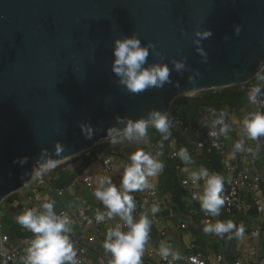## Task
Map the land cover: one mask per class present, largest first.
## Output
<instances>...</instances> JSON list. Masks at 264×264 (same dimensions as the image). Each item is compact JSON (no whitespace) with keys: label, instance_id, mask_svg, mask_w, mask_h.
Segmentation results:
<instances>
[{"label":"water","instance_id":"95a60500","mask_svg":"<svg viewBox=\"0 0 264 264\" xmlns=\"http://www.w3.org/2000/svg\"><path fill=\"white\" fill-rule=\"evenodd\" d=\"M206 29L205 62L193 40ZM133 34L154 45L147 64H166L170 83L139 94L119 84L113 42ZM173 60L185 67L176 71ZM262 64L264 0H0V206L31 184L41 149L56 167L107 141L109 127H123L117 116L168 115L179 98L257 86ZM24 156L26 164L13 162Z\"/></svg>","mask_w":264,"mask_h":264},{"label":"clouds","instance_id":"9594fccd","mask_svg":"<svg viewBox=\"0 0 264 264\" xmlns=\"http://www.w3.org/2000/svg\"><path fill=\"white\" fill-rule=\"evenodd\" d=\"M233 27L238 35L240 26L234 25ZM194 36L193 43L197 46L196 51L206 62L207 54L200 45L202 40L212 36V31L210 29L195 30ZM151 48H154L151 42L142 44L140 38L135 34L122 39L117 38L113 42L114 60L111 70L118 78L119 84L130 93L139 94L150 88L159 89L171 82L169 79L170 70L166 64H147ZM173 66L179 72L185 67V63L183 60H173ZM262 72H264V64L260 66V70L256 74L257 80H264ZM189 79L190 82H194L191 77ZM248 100L252 105L264 108L261 87H253L248 93ZM225 116L226 113L221 112L212 121L214 129L219 127L218 132L211 131L212 136L223 135L230 130L225 123ZM240 123L242 137L253 141L264 137V111L249 112L244 115ZM116 125H123V127L111 126L106 130L105 139L112 144L123 141L135 143L144 141L150 127L159 132L164 140H167L174 127L168 115L156 109L149 110L146 117L135 120L117 116ZM80 127L84 135L91 138L93 135L92 126L85 123ZM63 150L64 146L60 142H56L55 156H59ZM244 151L252 152V149H246L244 140L240 139L234 144L232 156ZM159 155L160 153H157V156ZM176 155L183 163H192V157L187 148H180ZM52 156L49 155L47 149H41L40 156L34 165L39 168L38 175L55 166ZM13 162L24 165L28 162V157H20ZM164 167V163L151 153L137 149L128 156V162L123 165L119 184L114 183L111 177L99 179L92 195L101 203L103 210H97L96 222L101 223L119 218V222L107 229L102 244L104 251L111 255L109 264H143L142 256L149 240L152 222L147 212L141 214L138 219L134 217L137 205L132 193L153 188L149 178L157 176ZM189 181L197 189L201 188L200 182L203 181L202 192L194 194L193 198L198 199L205 214L213 217L219 216L225 203L220 195L223 191L225 178L219 174L210 173L205 167H200L198 171H191L184 183L187 184ZM54 207L55 201H46L39 208L25 210L23 214L16 217V222L34 235L26 249L23 264H80L77 260V251L69 236L72 232L70 221L64 215H57ZM150 211L155 215L160 211L159 205L153 204ZM244 231L243 224L237 225L232 220L226 222L218 220L215 223H206L203 227L205 234H215L220 238H224L225 234H228V239H232L233 236L238 239L242 238ZM157 252L161 258L168 261V264H173V261L181 259L180 253L174 251L171 245L161 243ZM169 257L171 260H168Z\"/></svg>","mask_w":264,"mask_h":264},{"label":"crops","instance_id":"0c3cea01","mask_svg":"<svg viewBox=\"0 0 264 264\" xmlns=\"http://www.w3.org/2000/svg\"><path fill=\"white\" fill-rule=\"evenodd\" d=\"M262 74H264V72ZM258 86L261 87L262 96H264V80H259ZM253 111H256L255 106L252 105L249 102L248 97L245 96L243 104L240 108L228 111V114L225 118L227 120V125L229 126L230 130L226 134L219 136V143L223 150L222 158L234 165L237 172H248V176L258 175L261 178V183L257 190H248L243 192V197L248 205V209L242 214L237 215L234 219L235 224H243L245 226L243 237L238 239L233 236L232 239H228L227 234H225L224 238H220L217 236L218 238L223 240L225 244V259L228 262H233L237 260L242 262L243 264H255L259 260H261L264 255V137H260L259 139L255 140L261 144V148L256 158L252 159L251 156L245 152L236 153L234 157L232 156L235 141L243 139L244 144L254 142L253 140H248L246 137H242L240 123L244 115ZM195 142L196 139L193 138L191 135L182 134L180 131H177L169 136V138L167 139V143H163L166 153L173 150L178 152L180 148H187L190 156L192 157L191 164H185L179 159V157L177 158L180 160V165L176 167L180 182L183 180H187L191 171H198L200 167H204L202 160L203 152H200L196 149ZM150 143V136L148 135L146 140L141 141L139 143L123 141L121 143L112 144L109 141H105L95 146L92 152L96 154V159L91 164L95 166V174L97 173L98 167L100 165V162L98 160L99 153L105 150L108 155H112L113 159V174L111 178L114 183L119 184L120 173L123 170V165L128 162V156L137 149H147ZM163 163L165 165L166 161H163ZM80 164L81 160L75 162L68 161L44 172V176L47 179H50L52 175L57 173L59 170L66 171L75 175V180L73 184L66 190L62 189L64 191L62 197H58L56 195L55 190L57 189H50L49 191H46L45 188H38L32 182L29 186V189H24L21 192L14 194L20 197V200H11L12 203L9 204V206L15 210V213L17 211L24 212V203L26 204V210L32 209L34 208L33 202L35 200L40 203L52 201V199L49 197V194H52L53 197L58 201L61 198L68 196V201L70 200V202H76L73 203L75 204L74 207L67 208L65 205L60 204L58 201H55V203L58 202L56 205L58 210L55 211L66 210L67 212L72 213L77 208L82 206L89 208L91 211L98 210L101 203L92 195L94 190L89 191L84 185V177L88 174H91L89 172L91 171V165H89L85 169L80 170ZM163 171L157 176L153 177L151 181H149L151 184H153V188L157 189ZM200 183L202 186L203 181H201ZM34 191H37L38 197L35 196ZM141 194L142 192L132 193L135 203L140 200V198L142 197ZM252 210H254L255 212L249 214V212H251ZM145 212H147L148 214V211ZM179 219L182 223L186 224V229L183 231L179 230L177 222L163 220L160 222L159 225L151 224L149 235L151 236L152 241H155L158 246H160L161 243L171 245L172 249L174 251H178L179 253H187L191 246H193L195 250L199 251L200 249L197 248V244L195 243L192 234L194 232L192 230L198 232L200 230H203V227L199 223L195 224L194 221H192V218L188 216H181L179 217ZM114 222L115 221L112 220L100 226V233L103 236L102 240L97 241L95 245L89 244L87 246L90 250L89 255L91 257H93L91 250L93 249V247L98 246V244H101L102 246L103 241L105 239L106 231L109 227H113L115 225ZM215 222L216 220H213V223ZM191 227H193L194 229ZM157 230H162L164 232V235L159 236V239L156 234ZM255 230H259V236L255 238L250 237L251 232ZM88 233H90V231L85 229H81L79 231V234L82 237ZM213 236L216 235L207 234L208 240L210 241L209 245L204 250L200 251L214 250V247L216 246V239L213 238ZM173 241L179 244V247H174V245L172 244ZM144 258L145 251L142 256V260H144Z\"/></svg>","mask_w":264,"mask_h":264},{"label":"built area","instance_id":"2783aa9c","mask_svg":"<svg viewBox=\"0 0 264 264\" xmlns=\"http://www.w3.org/2000/svg\"><path fill=\"white\" fill-rule=\"evenodd\" d=\"M255 86L256 85L254 84H250L246 87V97H248L249 91ZM254 106L256 108V111H264V108H259L256 105ZM170 120L174 124V127L171 129V134L180 131L182 134L191 135L196 139L195 147L197 150H199L200 152H205L207 154L211 153L212 151H217L222 157L223 150L219 143L220 135L214 137L210 134L211 131H219L218 126L215 129L213 128L212 121L203 124L200 128H196L190 124H185L183 119L178 115L171 117ZM225 123L227 124L226 118ZM245 148L252 149V152H244L248 153L251 158L254 159L256 158L261 148V144L257 141H254L245 144ZM93 149L84 152L82 155L86 157L90 156ZM144 151L151 153L161 162L168 159L175 160L178 158V156L176 155L177 151L175 150L168 153L165 152V147L162 140L151 142L148 148ZM157 153H160V155L157 156ZM98 160L100 162V165L98 167L97 173L94 175L88 174L84 177V185L89 191L95 190L100 178L111 177L113 174L112 155H108L107 152L103 150L99 153ZM222 164L225 182L223 191L220 195L224 199L225 203L220 212H222L225 216L224 222L228 220H232L234 222V219L237 215L242 214L248 209V205L243 197V192L248 190H257L261 183V178L258 175L248 176V172H237L234 165L229 163V161L225 160L224 158H222ZM152 178L153 177H150L149 181H151ZM184 181L185 180L181 181V188L186 193L188 201L191 204L198 205V208L201 211L199 224L204 227L206 223H213L215 217L205 214V212L200 207L198 199L193 198L194 194L202 192V186L201 188L197 189L191 184L190 181L187 184H185ZM32 182L38 188L43 189L48 185L50 189H53L49 184V179L44 176V173L38 175L36 172ZM55 193L58 197H62L64 191L62 189H57L55 190ZM34 194L36 197H38L37 191H34ZM141 195L142 197L140 198V200L136 202L137 207L136 211L134 212V217L136 219L139 218V216L145 211H148V217L151 220L152 225H159L161 221L165 220L170 222H177L180 231L186 229V224L182 223L179 217H177L176 214L170 209L169 196H159L156 188L146 189L145 191H142ZM153 204H158L160 208V211L155 215H153L151 211H149V208H151ZM98 210H103L102 205H100ZM55 212L57 213V215L66 216L70 221L72 232L69 234V236L77 251V260L80 262V264H109L111 255L104 251L101 244H98V246L93 247V249L91 250L93 257L89 255L90 250L87 247L89 244L95 245L97 241L102 240L103 236L100 233V226H102L106 222H109L108 220H106L105 222L97 223L95 220L97 210L91 211L89 208L83 206L77 208L72 213L67 212L66 210ZM198 215V209L194 207L189 211V215L187 216L192 218L193 221L195 217H198ZM113 221H115L114 223L119 222V218L117 217ZM18 227L20 232L24 236L14 241H12L6 234L1 233L0 235V264H18V259L22 248H27L29 246V242L34 238V235L29 230L22 228L19 224ZM81 229L89 230L90 233L82 237L79 234V231ZM156 234L159 239V236H163L164 232L162 230H157ZM259 234V230H255L251 232L250 237L255 238L258 237ZM213 238L216 239V252L210 250L198 251L195 250L193 246H191L187 253H180L181 259L173 261V264H243L242 262L237 260L228 262L224 256L225 244L223 240H221L217 236H213ZM158 248L159 246L157 245V243L155 241L153 242L151 236L149 235V240L145 245V258L144 260H142L143 264H168L167 260H164L158 255ZM168 260H171V257H169ZM255 264H264V255L262 259Z\"/></svg>","mask_w":264,"mask_h":264},{"label":"trees","instance_id":"16d2710c","mask_svg":"<svg viewBox=\"0 0 264 264\" xmlns=\"http://www.w3.org/2000/svg\"><path fill=\"white\" fill-rule=\"evenodd\" d=\"M250 84H255V80L240 87L228 88L220 91H208L191 98L176 99L172 104L168 118L170 119L171 117L178 115L183 119L185 124H190L196 128H200L203 124L217 118L221 112L226 113L227 116L228 111L240 108L246 96V87ZM148 135L150 136V142L162 140L163 143H167V140H164L162 135L154 128L150 127L148 129ZM95 159L96 154L91 152L88 157L82 155L70 161L75 162L81 160L79 169L82 170L91 165ZM202 160L204 167L207 168L209 172L216 173L224 177L222 157L217 151H212L209 154L203 152ZM165 161L164 171L157 186L159 196L170 197L169 207L177 217H186L189 215V211L192 208H197L199 215L198 217H195L193 221L195 224L199 223L201 211L198 208V205L191 204L186 197V193L181 188L180 178L178 172L176 171V167L180 165V160L168 159ZM74 180V174L59 170L49 179V184L53 189L66 190L73 184ZM11 200L19 201L20 197L17 195L10 196L6 202ZM254 212L255 211L252 210L249 214ZM215 220L225 221L224 214L221 212L219 216L215 217L214 221ZM192 231L194 233L196 232L194 230ZM4 234H6L12 241L24 236L20 232L18 225L14 227V229L6 231ZM26 249L27 248H22L18 264H23V257L26 255ZM212 251L216 252L217 247L215 246Z\"/></svg>","mask_w":264,"mask_h":264},{"label":"rangeland","instance_id":"374dc122","mask_svg":"<svg viewBox=\"0 0 264 264\" xmlns=\"http://www.w3.org/2000/svg\"><path fill=\"white\" fill-rule=\"evenodd\" d=\"M91 171H89L92 175L95 174V166L91 165L90 166ZM30 185H28L25 189H29ZM49 197L52 199V201H58L56 200L52 194H49ZM68 196H65L63 198H61L58 202L60 204L65 205L67 208L69 207H74L76 202H70V200L68 201ZM57 202V203H58ZM57 203H55V207L54 210H58L57 208ZM42 203L38 202V201H34L33 202V207L34 208H39L40 205ZM9 204L7 202H4L1 206H0V215H1V219H0V232L1 233H5L6 231H10L12 229H14V227H16L18 225V223L16 222V217L23 214V212L21 211H17L16 213H12L9 211ZM193 234V238L195 240V243L197 244V248L200 250H204L208 245H209V240L207 237V234H205L203 232V230H200L198 232L192 233ZM189 238V237H188ZM190 239V238H189ZM172 244L174 245V247H179V244H177L175 241L172 242ZM7 249V248H6Z\"/></svg>","mask_w":264,"mask_h":264}]
</instances>
